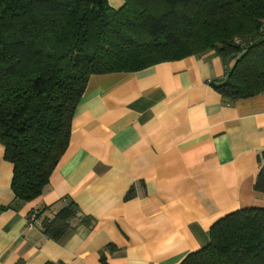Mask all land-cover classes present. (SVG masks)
Here are the masks:
<instances>
[{"label": "crops", "instance_id": "0c3cea01", "mask_svg": "<svg viewBox=\"0 0 264 264\" xmlns=\"http://www.w3.org/2000/svg\"><path fill=\"white\" fill-rule=\"evenodd\" d=\"M124 2L108 0L113 9ZM225 74L209 51L90 76L68 144L31 202L15 199L0 144V264H181L221 218L264 209L253 188L264 92L228 102L216 89ZM70 201L93 225L53 240L42 220ZM31 211L38 223L28 228Z\"/></svg>", "mask_w": 264, "mask_h": 264}, {"label": "trees", "instance_id": "16d2710c", "mask_svg": "<svg viewBox=\"0 0 264 264\" xmlns=\"http://www.w3.org/2000/svg\"><path fill=\"white\" fill-rule=\"evenodd\" d=\"M209 51L226 66L222 98L264 92V0H125L118 9L108 0H0V144L15 199L43 192L90 76ZM253 188L264 194V163ZM41 225L57 240L93 219L70 201ZM181 264H264V209L221 218Z\"/></svg>", "mask_w": 264, "mask_h": 264}, {"label": "built area", "instance_id": "2783aa9c", "mask_svg": "<svg viewBox=\"0 0 264 264\" xmlns=\"http://www.w3.org/2000/svg\"><path fill=\"white\" fill-rule=\"evenodd\" d=\"M37 223H38L37 211H31L27 216L26 225L28 228H31Z\"/></svg>", "mask_w": 264, "mask_h": 264}]
</instances>
